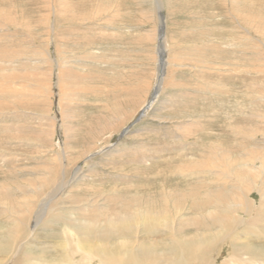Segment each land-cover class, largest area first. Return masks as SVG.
I'll use <instances>...</instances> for the list:
<instances>
[{"label": "bare ground", "instance_id": "obj_1", "mask_svg": "<svg viewBox=\"0 0 264 264\" xmlns=\"http://www.w3.org/2000/svg\"><path fill=\"white\" fill-rule=\"evenodd\" d=\"M41 1L44 2L41 7L46 4L47 8L41 12V18L36 25L37 30L40 31L38 33L40 36H37L39 37L38 45L31 48L25 42L16 47L6 45L0 48V105L14 109L12 112L7 110L1 115L5 118L13 116L17 113V107L22 106L29 108L30 105H36L42 110H51V106H53V108H56V112L59 113V126L62 127V130H68L67 125L63 124L65 109L70 107L71 102H75L76 97H78L77 94H100V96L114 100L113 108L105 101H103L104 104L99 102L98 107L103 108L104 112L108 111L110 113L106 118L103 116L102 122L107 119L108 121L117 120L118 123L122 122L119 127L122 126L123 128L126 123L123 121L130 117L132 118V114L124 115L122 117L123 120L119 121V117L114 114H119L121 104H133L132 107H134L139 102L140 96L145 95L146 97L153 88H157L155 90L156 94L159 89H161V93L158 101L151 109L150 116H153L154 111L163 112L167 110L165 111L167 114L169 111H174L175 105H172L173 92L180 85L183 87L182 78L178 76L176 70L182 69L183 66L179 65L180 61L177 62V58L182 52L181 54L178 53V56L172 54L171 50L173 49L166 40L170 29V15L172 14L168 15V12H173L176 8V6H173L172 0H137L141 3L146 2L148 4L149 2L157 18L156 26L154 25L156 27L155 38L154 41L152 40L154 43L152 49L153 58L151 57L154 65V68H152V81L146 84L144 88L142 87L143 89L141 88V90L135 87L134 82H130V86L125 88H120L119 83L109 84L106 88L85 80L82 75H85V72L93 73L95 70L101 71L104 77L108 76V73L112 71L110 68L113 69L115 65L119 64V56L114 55L107 47L90 48L93 46L91 44L93 40L91 42L86 40L87 43L82 46L79 43L75 44L77 43L76 41L68 42L71 40H68V38L72 36L69 35L68 37L67 34L73 32L71 23L75 19H71L70 17L72 16L69 15L74 14L76 16L75 6L81 5L84 2L83 0ZM260 1L264 2V0ZM97 2H100L99 6L102 4L101 0H97ZM176 2L174 1V5ZM208 2L210 6L216 5L218 8V11L215 8L211 10L210 17H213L212 19L217 22L219 19L224 20L221 26L219 24L216 26L213 20V23H209L210 25L205 27L213 33L211 34V40L205 42L206 44L202 48L209 49L215 61L217 59L221 60L220 62L212 61L211 63L203 61V66L199 70L206 72L208 75L227 78L232 86L229 89L227 88V90L225 89L226 92L224 93L230 97L235 96L237 98L235 103L227 107L228 112L225 115V119H227L225 123L227 124L225 128L228 130L222 136H229V138L243 141H251L253 139L264 141V110H260L257 105H253L254 102L264 103V90H261V93L253 92L254 88L257 87L255 83H251V64L249 61L252 55L250 53L252 51L250 49L252 45L250 44L251 28L254 25L256 27L255 32L259 31L260 34L258 33V35H263V29L260 30V26L264 25V16H262L264 7L261 5L256 8L255 3L251 0H208ZM103 4L104 6L106 5L107 10L110 0H104ZM219 9L223 15H220ZM149 10L152 11V9ZM144 15L146 16L148 13ZM81 18H83L82 22ZM81 18L82 27L75 26L77 30L75 29L74 33L87 34L89 31H95L96 33L99 30L100 34L97 33L98 35L92 32L99 38H113V32L119 33V28H114V25L109 23L101 26L103 22L99 21L101 25H98L95 21L96 24L91 26L88 24L86 26L84 24V22H87L86 17ZM94 20L96 19L94 18ZM107 31L112 33L104 34ZM215 32H220V35H215ZM150 34L148 32L147 35ZM82 39H88V37ZM71 43L72 46H69ZM73 44H75V47H73ZM202 48L200 47V49ZM143 54L145 55V53ZM259 54L257 53V55ZM158 63H160V69ZM258 65L264 66V62H259ZM190 67H195V65ZM96 75L98 76V73ZM248 83H251L254 87L253 90L248 88ZM184 84L186 83L184 82ZM194 84L192 83L191 86ZM218 85H220V82ZM203 86V90L206 89L204 92L210 93L213 97L219 91V88L214 90V87H210L211 85ZM187 89L189 90V88ZM166 90L171 93L166 94ZM195 94L193 90L192 95ZM203 95L205 96L206 94L204 93ZM55 97L56 100L54 102ZM76 102H78L76 106L78 104L87 106V102L82 99ZM216 106L218 107V105ZM195 114L192 112L191 117L193 120L188 121V126L200 129L199 133L202 132L207 136L209 135L212 140L207 138L208 142L205 145L199 141L181 143L180 150H191L196 153L189 152L185 155L182 153L177 155L179 156V163L174 175L176 182L173 186L167 187L165 183L157 182L159 186L155 191L148 189L143 191L141 189V193L139 190H134V193L130 195L132 191H129L131 190L129 188L125 189L127 192L119 195H104L105 199H103L104 197L102 198L104 203L101 202L102 200L99 201L93 198V195L92 198L87 196V199L75 202V195H81L83 192L74 195L68 193H72L71 185L78 179L79 175L80 177L82 176V167L77 166L73 174H71V178L65 179V170L61 171L63 170L61 165L63 166L65 158H61L60 155H58L59 160L63 162L61 165H56V162H54L55 164L50 163L51 165H48L47 172L42 171L39 175L42 178L37 183L39 186L36 184L37 187L35 189L39 191L41 189L42 191L43 182L45 185L51 183L53 188L47 194L43 193L40 195L39 191H32L35 184L33 181V185H31V177L35 176V174L25 178L26 182H31L29 184L33 192L31 196L24 197L22 194L27 191L25 184L22 183V174H20L21 184L13 181V178L12 180L9 179L14 182V188L2 181V184H0L2 198L0 199V214L2 215L0 216V221L4 223L3 227L5 229L4 231L0 230V257L4 256L5 258H0V264H264V243H259L264 240V157L258 151V149L262 150L263 148L256 147L252 151L247 150L245 145L237 147L239 144L232 149L227 148L226 145L225 147L220 146L213 141L219 134L217 132L213 134L203 127L214 125V116L203 122L202 117L206 115ZM197 119L199 127L195 124ZM249 119H252L260 127L246 125L245 122ZM140 126H134L133 131H129L128 126L120 134L121 136H127L126 140H128V137L137 133L139 129L136 128ZM3 127L7 130L9 126ZM10 137V139H21L13 134ZM10 143L6 138L5 140L3 138L0 140V146L3 145L5 146L4 148H9ZM59 143L65 146V143L60 139L56 145ZM161 147L159 148L163 151ZM125 149V141L122 140L108 152H106L108 147L95 150L85 156L84 161L87 162L88 160L91 162L93 158L94 160H107V157H111L112 154H119ZM104 152L106 153L101 157H96ZM235 153L237 159L233 156ZM7 155L6 152L0 154V167H4L8 163ZM162 159L154 156H141L139 162L141 165L148 167V165L152 166V163L154 165L164 160ZM70 160L68 161L69 163L72 162ZM256 161L258 165L255 163ZM254 163L255 166L253 165ZM21 168L20 170L24 171L25 168ZM25 171L29 173V171ZM46 174L52 176V180L49 183ZM155 174L169 178L167 172ZM155 174H152L153 180H155ZM84 175L86 176V174ZM183 179H186L184 180L186 185L180 187V180ZM76 189L75 191H77ZM12 190L15 192L21 190L22 195L18 196L23 198L17 197V199ZM86 190L84 189V191ZM102 191L104 192V189ZM251 191L257 194L258 202L250 199L249 193ZM34 193L39 195L35 197V195H32ZM104 193H107V191ZM86 194L88 193L86 192ZM77 198L80 197L77 196ZM68 203L70 204L69 206H67ZM239 213L243 215L241 216ZM38 230H49V232L47 231L45 234L47 236L40 237L38 236ZM250 240L252 242L258 241L253 244ZM40 241L44 243L40 244ZM218 259H220L219 262Z\"/></svg>", "mask_w": 264, "mask_h": 264}, {"label": "rangeland", "instance_id": "obj_2", "mask_svg": "<svg viewBox=\"0 0 264 264\" xmlns=\"http://www.w3.org/2000/svg\"><path fill=\"white\" fill-rule=\"evenodd\" d=\"M83 1L84 2H82L81 5H77V7L75 6L76 16H74V14L69 15V16H72L70 17L71 19L73 18L75 19L72 20V23L70 22L73 27V32L67 34L68 37L69 35L72 36L68 38V40L71 39L68 42L76 41L77 43L75 44L79 43V45L82 46L83 44L87 43L86 40H89V42L93 40L91 43L93 46H91L90 48L107 47L109 50L112 51V53H114V55L119 56V64L115 65L113 69L109 67L112 71L108 73V76L104 77L101 74V71L95 70L93 73L85 72V75H82L83 77H85V80H88L90 83H93V84L95 83L96 85L98 84L100 86H104L106 88H107V85L113 84V83H119L120 88L121 87L125 88V87L130 86L129 85L130 82L132 83L134 82L135 87L138 88L139 90H141L142 87L144 88L146 84L151 83L152 74H153L152 68H154V65L152 62V58H153L152 49H153V45H154L153 41H154L155 33H156L155 26L157 23V18L154 14L153 7L152 6L150 7L149 5L150 3L149 2L148 4L146 2L141 3L137 0H110L109 8H107L106 10V5L104 6L103 4L104 0H101L102 4L100 6H99L100 2H97V0H83ZM172 1H173L172 2L173 6H176V8L175 7H174L175 9L172 8L174 9L173 12L172 11L168 12V15L172 13L171 15L173 16L170 15V19H171V21H169L170 29H169V32L167 33L166 40L168 41V44L170 45V47L173 49L171 50L172 54H175L176 56H178L177 54L178 53L181 54L182 52L181 55L179 54L180 56H178L177 62L180 61L179 65L181 64V66L183 67L182 69H178L176 71L178 73V76L182 78L181 83L183 84V87L180 85V87L182 88L177 87L175 89V92H173L174 99L172 102L173 103L172 105L179 106V107L174 106V111L173 110L171 112L169 111L168 114L165 112L167 110L163 112L154 111L153 116H150L151 109L158 101L159 99L158 97L160 96V93H161V89H159L157 94L155 93L154 95H152L153 91L157 89V88H153V90L151 89L149 91L146 97L145 95H141L139 98V102L134 107H132L133 104L132 105L130 104L127 105V103L121 104V110L119 109V114L118 115L114 114L116 115V117H119V121L123 120L122 117H124V115L128 116L129 113L132 114V118L130 117L131 119L128 118L123 121L124 123L125 122L126 123H125V126L122 128V126L119 127V125H121L122 122L118 123L117 120L108 121L107 119L102 122L103 116L104 118H106L108 114L110 113L108 111L104 112L103 108L98 107L99 106L98 104L99 102L104 104L103 101H105V103H108L113 108L112 105H113L114 100L112 98L100 96V94H93V95L92 94L90 95L89 93L85 95L77 94L78 97H76L75 102L74 103L71 102L70 107L65 109L66 110L64 114L65 119L63 120V124L67 125L66 127L68 130H65V129L62 130V127L59 126V119H58L59 113L56 112L55 110L56 108H53V106H51V110L49 109L42 110L39 106H36V105L35 106L30 105L31 107L29 106V108L23 107V106L17 107L18 109H17L16 114H14L13 116H7V118H5L1 114L5 113V111L7 110L9 112H12L14 111V109H9L8 107L4 105L3 106L0 105V140L1 138H3V140H5L6 138L7 140H9V142H11L10 145L8 146L9 148L7 147L4 148L5 146L3 145L0 146V154L2 152H6V154H8L7 156H8V163H9V164L7 163L4 167L3 166L0 167L1 168L0 169V181H1L0 184H2V181H3L6 185H9L11 186V188H14L15 187L14 182H11L9 179L12 180L13 178V181L17 182L18 184L19 183L21 184L20 174H22L23 175L22 183L25 184V187L27 190L26 192L24 191L22 194L24 197L31 196V193H33L35 190L39 191L38 189H35V187L39 186L37 183L40 180V178H42L39 176L40 173L42 171L47 172L48 165H51L54 162H56V165L58 164L61 165V163H63L61 162V160H59L58 155H60L61 158L62 157L63 159L65 158L63 166L61 165V169H63L61 171L65 170L64 171V173L66 174L65 179L69 177L71 178L72 176L71 174H73L74 169L77 166L82 167L81 169L82 174L80 172L82 176L80 177L79 175L78 179L71 185L72 187H70L71 189L74 190V192L73 190H71L72 193L70 192L68 193L70 195L72 194L74 195V194H79V192L80 194L83 192V194H81L82 196L75 195V198H76L75 202L83 200L85 198L87 199V196L89 198H92V195H93V198L99 201L102 200L101 202L104 203L103 199H105V196L107 195L108 196H110L111 194L119 195L124 192H127L125 189H129V188H131V190L129 191H132L130 195L134 193V190H139L141 193H142V190L147 191V189L155 191L156 188L159 186V183L161 182H163V184L165 183V186L167 187L173 186L175 185V182H176L174 180V175H175L176 168L178 167V163H179V160H178L179 156L177 155H180L181 153L185 155L186 153H189V152L196 153L195 151L192 152L191 150H185V149L180 150L179 147L181 143L183 144V143H188V142L191 143V142L199 141L201 144L205 145L207 144L209 138H210L209 140H212V137H210L209 135L207 136L206 134H203L202 132H201L202 134L199 133L200 129H195L192 126H188L189 125L188 121L193 120L191 117L192 112L196 113L195 115H199V114L202 116L206 115L202 117L203 122H205L206 120L214 116L215 118V120H213L214 125L206 126V127L203 126V127L204 129L211 131V133L213 134H215L214 132H217L219 134V136L216 137L218 138V140H216V138L213 136L215 138L213 141H215L218 145L224 146V147L226 145L227 148L229 149H232L234 146H237L238 144L239 145L237 147L245 145L247 147V150H252L253 148L256 149V147L263 148L262 150L258 149V151L261 154H263L262 156L264 157V141H261L259 139L257 140L253 139L251 141H246V140L243 141L240 139L235 140L233 138H229V136H222L223 134L226 133V130H228L227 128H225L227 124L225 123V121L227 120L225 119V115L228 112L227 107L235 103L237 101V98L235 96L230 97L229 95L224 93L226 92L227 88L229 89V87L232 86V84L229 82V80H227V78L208 75L206 72H201V70H199L203 66V63H202L203 61H205L206 63L207 62L211 63L212 61L220 62L221 60V59H217V61H215L214 57H212V53L210 54V50L204 47L202 48V46L206 44L205 42H208L211 40V34L213 32L210 30L208 31V29H206L205 27H208L211 23L215 21L214 19H212L213 17H210V14L212 13L211 10H213L214 8L215 10L217 9L216 11H218L217 6L211 5L213 7L212 8L208 0H203V1L202 0H188V1L172 0ZM174 1H177L176 2L177 4L175 3L174 5ZM251 1L255 3L254 5H256V8L257 6H261V5H263L264 7V2L260 0H251ZM42 3L44 2H42L41 0H12V1L11 0H2V1L0 0V23H2L0 24V48H3L6 45L16 47L25 42H27L31 48L32 47L34 48L38 45L39 37L37 36H40L38 34L40 33V31L37 30L36 25L38 23V20L41 18L40 17L41 12L45 11L47 8L46 4L43 5V7H41ZM149 9H152V11H150ZM204 10L205 12H203ZM142 13L144 14L148 13V15L145 16L143 14L142 16ZM219 13L220 15H223L220 9H219ZM263 14L264 12L262 13V16H264ZM79 17L80 18L86 17L85 19L87 20V22L86 23L84 22L86 26H88V24L91 26L96 23L98 25L103 24L101 26H105L109 23L110 25H114V28H119L118 30L119 33L116 31L113 32L114 39L112 37L111 38H105L103 36H101L103 38L97 37L96 35L100 34L98 32L99 30L96 31V33L95 31H92L96 35L90 31L88 32L89 34L88 33L87 34L74 33V30L76 29L75 26L82 27L81 22L83 21L82 20L83 18H81V22H80ZM148 17H150L151 19ZM94 18L96 20L93 21ZM76 19H77V23H76ZM223 20L224 19H219L218 22L215 21V25L217 26L219 24L221 26V23H223ZM260 27H261L260 30L263 29V33H262L263 35L259 36L258 35L259 31L255 32L256 27L254 25H253L254 29L251 28L252 32L250 35V38H251L250 44H252L250 48L252 50V51L250 50L251 51L250 53H252V55L249 60L251 64V68H250L251 69L250 70L251 71V81H252L251 83L253 84L255 83L257 88H254L251 85V83H248L249 89L253 90L254 88L253 92L256 91L259 93L262 92L261 90H264V66L258 65L259 62H262V63L264 62V41H263L264 40L263 38L264 37V25H261ZM174 31H175V34H174ZM108 32L109 31H107L104 34L108 35L112 33V32H109V33ZM148 32L149 34L150 33L151 34L147 35ZM73 33L76 35V37ZM219 33L220 32H217V33L215 32L214 34L220 35ZM223 34L225 35V33ZM223 34L222 36H224ZM89 36L92 38H90ZM84 37H88V39H82ZM75 44H73V47H75ZM69 46H72V43L69 44ZM200 47L202 49H200ZM194 48L195 50H193ZM176 49L178 52L176 51ZM174 50L175 52H173ZM149 51L150 53H148ZM256 52L260 54L257 55ZM143 53H145V55ZM194 65L195 67H190ZM158 67L159 69L161 68L160 63H158ZM151 69L152 71H150ZM97 73H98V76L96 75ZM143 73L144 74L146 73V74L144 75ZM191 77L193 78V80ZM213 78L214 80H212ZM191 81L193 84L195 83L192 86H191L192 83H190ZM214 81H217V82H214ZM184 82L186 84H184ZM209 82H212L213 84ZM219 82H220V85H218ZM203 85L205 86L211 85L210 87L211 88L214 87L213 88L214 90H217L219 88V91H217L216 94L214 95L215 98L211 96L210 93L208 94L204 92L206 89L203 90V87H204ZM136 88H134V90H136ZM187 88H189L190 91L192 90V92H190ZM193 90H194V94L195 93L197 94L192 95ZM165 93L168 94L171 92L166 90ZM204 93L206 94L205 96L203 95ZM166 94L165 96H167ZM222 94H225V95H222ZM144 97H145V100H144ZM81 99L84 100V102L85 101L87 102L86 107L82 104L80 105L78 104L79 107L76 106V103H78L76 101L81 100ZM55 100H56V97L54 98V102ZM216 105H218L219 108ZM253 105H257V107H259L260 110H264L263 102L262 103L254 102ZM185 107L186 109H184ZM202 109L204 110V113ZM194 110L195 111L197 110V111L195 112ZM195 124L197 127H199L198 119L197 121L195 120ZM245 124L249 126L252 125V126L260 127V126H257V124L252 119L247 120ZM6 125L9 126L7 127V130H5L4 129L5 127H3ZM136 125H141V126L136 128L139 130L134 135H131V137H128V140H126L127 136H124V135L121 136L120 132L123 129L129 126L128 130L133 131V127ZM2 129L4 130L2 131ZM246 129L249 132H251L248 128ZM12 134L16 137L19 136V138L21 139L19 140L10 139L11 138L10 136ZM67 136H69V138H67ZM59 139L63 143H65V146L62 143H59L56 145ZM122 140L125 141L126 149L122 152H119V154L118 153H116V155L112 154L111 157L109 158L107 157V160L106 159L105 160L95 159L96 160L95 161L93 158L91 159V162L88 160L87 162L84 161L85 156L91 154L95 150L108 147V150H106V152H108L111 149H113ZM240 142L242 143V145ZM160 146H162L161 148L163 149V151H161V149L159 148ZM61 150H62V153H61ZM106 152L101 153L97 155L96 157L97 158L101 157ZM63 154H66V155H63ZM68 155L71 157H69ZM132 155L133 157H131ZM141 156L160 157V158H163L164 160L162 159L163 161L157 164H154V165L152 163V166L148 165V167H146L144 165H141L139 162ZM233 156L236 157L237 159L236 153L235 155L233 154ZM68 158H70L71 160ZM22 159L23 161H21ZM69 160L72 161L71 163L73 165L68 162ZM43 162H46V163H43ZM23 163H26V164H23ZM95 163H98V164H95ZM255 163L258 165L257 161ZM255 163L253 164L254 166H255ZM21 167L25 168L24 171L20 170ZM70 168H72L71 169L72 171L70 170ZM25 170L29 171V173L26 172ZM67 171L69 172L67 173ZM161 172H167L169 178L167 179L163 175L155 174V173H161ZM33 174H35L36 177L35 176L31 177ZM84 174H86V176ZM152 174L156 175L155 180H153ZM27 176L31 177V182H32L31 185H33V181H34L35 185L33 186L34 188H32L33 190L30 189V185H29L31 182L28 183L25 181V178ZM46 176H48L47 177L48 183L51 182L50 180H52L51 178L52 176H49L48 174H46ZM184 180L186 179L180 180L181 181L179 185L180 187H183L186 185V181L184 182ZM82 186H85V187H82ZM41 188H42V191L43 189L44 191L42 192L40 189L39 191L40 195L43 193L45 194L49 193L50 189H52L53 186H51V183H49L48 185L47 184L45 185L43 182ZM75 189L77 191H75ZM84 189L85 190L87 189V190L84 191ZM101 189L102 190L104 189V192L107 191V193H104ZM21 192H22L21 190L20 191L17 190L16 192L12 190V193L16 195V198L17 197L23 198L22 196H18V195H22ZM86 192L89 195L86 194ZM90 192L91 193L93 192V194H91ZM24 193H29V194L24 195ZM39 194L36 193L35 195L34 193L32 195H35V197H37V195ZM77 196L80 198H77ZM249 197L255 202L258 200V196L254 191H251L249 193ZM0 199H2L1 193H0ZM69 205L70 204L68 203L67 206ZM239 215L242 216L243 214L239 213ZM0 216L2 215L0 214ZM3 225L4 223L0 221V230L2 231H4L5 229ZM47 231L49 232V230H45V231L38 230V233H39L38 236L40 237L47 236L45 235ZM250 241L251 243L254 244L258 240L256 242H252V240ZM42 243L44 242L40 241V244ZM259 243L260 244L264 243V240ZM0 258L3 259L5 257L1 256ZM219 260L220 259H218V262Z\"/></svg>", "mask_w": 264, "mask_h": 264}, {"label": "water", "instance_id": "obj_3", "mask_svg": "<svg viewBox=\"0 0 264 264\" xmlns=\"http://www.w3.org/2000/svg\"><path fill=\"white\" fill-rule=\"evenodd\" d=\"M154 94H155V91H153V94H152V95H154ZM139 116H140V114H139ZM139 116H138V117H139Z\"/></svg>", "mask_w": 264, "mask_h": 264}]
</instances>
